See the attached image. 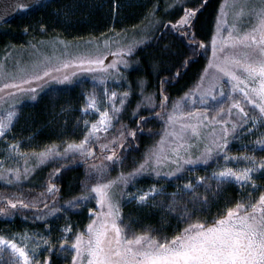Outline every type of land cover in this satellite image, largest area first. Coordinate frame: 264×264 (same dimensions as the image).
<instances>
[{"label":"snow or ice","instance_id":"snow-or-ice-1","mask_svg":"<svg viewBox=\"0 0 264 264\" xmlns=\"http://www.w3.org/2000/svg\"><path fill=\"white\" fill-rule=\"evenodd\" d=\"M33 2L41 4V0H33ZM30 6L25 0H15V10L25 11ZM229 10L235 11L230 12ZM199 11L200 9L185 8L184 14L175 24L169 22L164 25V28L168 29L170 26L181 35H187L181 30L192 26ZM155 12L154 7L146 17L148 22L141 30L142 38L132 39L123 44L120 41L112 42L118 45L117 51L111 53L116 57L112 63L105 65L103 58L82 60V65H89L82 68V71L104 73L106 74L104 79L112 73L120 76L118 66L122 64L128 68L129 63L125 57H130L139 45H143L148 39L147 33L161 23L155 18ZM229 15L232 17L231 22L228 19ZM225 31L226 36L223 34ZM195 45L193 35L189 46L193 48L194 56L199 54ZM211 45L212 57L208 68L205 69V75L200 77V83L196 88L185 93L181 101L173 105L171 112L167 111L168 97L164 95L163 87L167 83V78L161 80L159 102L161 110L155 112V117L164 120L165 130L161 139L144 154L143 160L133 171L127 174L121 172L115 179L105 183H96L90 189L85 184V194L73 197L66 202V210L78 211L82 205L95 198L100 210L89 209L93 218L86 226V232L77 233L69 248L67 237L72 232V226L70 224L65 226L61 229L63 238L58 249L48 238L41 237L35 247H30L29 241L32 238L27 233L17 234L20 243L17 242L16 235L12 238L0 235V256L7 252L10 257L9 264H52L50 257L53 253L74 250L72 264H264V192H261L258 198L254 196V192L262 185H258L253 178L256 173H264V159L257 163L255 156H230L228 154L230 138L238 139L242 134H253L260 131V128H264V0H224L217 16L216 33L212 37ZM110 46L106 42V47ZM205 47L203 43L199 44L200 49H205ZM188 62L185 61V64ZM63 67L67 68L68 64L65 63ZM209 68L215 69V74L209 80L208 86L204 87ZM55 71L58 72L59 69ZM71 75L75 76L77 73L74 72ZM179 75L180 73L177 72V76ZM48 77L50 73L45 71L42 76H34L33 80H45ZM71 82L69 75H64L62 78L51 76L50 79L45 80V85ZM100 82L103 83V79ZM30 84V80H21L20 84H5L4 89H15L13 92H8L6 96L12 98L30 93L33 94L31 98L35 100V93L38 89L22 86ZM43 86L41 85V88ZM143 87L144 81H140L143 98L133 115L138 114L143 105L150 108L156 106L153 95H143ZM236 93L242 94L243 100L258 110V115L249 116L245 108L241 106L240 100L235 99L234 94ZM105 95L108 96L107 89H105ZM129 96L128 91L119 95L112 92L108 96L110 109L105 108L104 111H100L97 107L96 94L94 92L88 94L86 106L81 111L87 114L89 110H95L99 112V119L90 127H88L89 122L85 120L84 124L88 127V131L84 139L79 143H69L63 153L59 152L57 145L46 146L43 150L30 154L21 153L19 143L10 144L9 148L21 157L30 155L36 158L40 164L50 159L66 158L69 153H80L82 156L91 157L94 155L93 151L86 148L89 141L93 137L99 140L97 135L99 132L109 131L113 126V121L118 119ZM190 97H198L199 104L204 109L202 112L185 113L182 111L184 103L188 102ZM116 99H119L120 107L116 106ZM4 100L5 96H0V103ZM221 100L230 101V103L225 106L220 103ZM195 103L196 101L193 100L191 106L194 107ZM233 109L237 110L238 122H233L231 119ZM212 111H215V115H210ZM225 114L227 119L223 118ZM16 116V111L12 109L8 110L6 115L0 116V137L5 136L10 130ZM148 119L149 117H140L137 130L128 131L126 125H121L119 137H114L107 144H101L102 152L110 151L111 153L105 156V160L111 165H122L126 157L118 155L115 150L117 141H121L119 146L123 150V141H126L128 137L135 139L137 132H142L139 124L146 123ZM250 120L252 127L246 128L245 125ZM217 126H219L218 130ZM209 127L212 129L210 139L203 131ZM193 140L195 143L192 142ZM201 143H203V150L199 155L194 156L193 149L199 150ZM257 148L264 151V132H260V137L253 142V151ZM221 155L225 162L242 160L250 166L242 169L224 167L219 171H214L210 177H197L195 183L189 179L183 185H177L176 191L172 193H166L163 185L157 187L155 184L147 191L138 190L135 193H127L128 202L136 201L138 206L146 205L149 200L155 201L157 196L171 197L167 203V210L176 212L179 208L178 220L180 223H186V227L171 239L163 235L159 237L151 235L150 233L156 229L150 226L140 233H135L131 224L124 223L121 216V204L114 198V190L120 185L126 189L145 174H154L157 178L169 180L177 179L185 171L194 170L200 163L207 165L214 157ZM107 168L108 165L103 163L91 165L93 171L87 174L88 178L92 179L93 176L103 178L107 174ZM165 168L169 170L163 171ZM6 171L12 172L16 181L21 179L19 169ZM60 171L61 168H58L52 175ZM28 172L29 169L25 167L24 175L26 176ZM3 178L0 175V179ZM208 180L216 182L215 188L206 183ZM7 183L11 184L13 181L8 180ZM228 183H235L241 187L250 184L252 191H249L246 197L242 196V199L237 201L233 207L218 210L212 222L209 223L205 215L212 206L208 193H211L214 200L220 195L223 185ZM201 186L204 187V195L198 192ZM58 191L54 184L49 183L48 193ZM121 192L123 198V189ZM0 202L6 204L5 207H0V215L4 216L11 215L10 210L30 207L23 199L8 198L7 194L0 195ZM160 203L163 206V201ZM44 209L48 216H55L62 211L56 207L48 210V204L44 205ZM193 217L196 219L193 220ZM36 219H45V217L37 216ZM130 232L131 235H129ZM41 246H44L49 254L42 261L37 258ZM0 264H3L2 260Z\"/></svg>","mask_w":264,"mask_h":264},{"label":"rangeland","instance_id":"rangeland-1","mask_svg":"<svg viewBox=\"0 0 264 264\" xmlns=\"http://www.w3.org/2000/svg\"><path fill=\"white\" fill-rule=\"evenodd\" d=\"M224 3V0H220L218 2V6L216 8V11L214 12L213 18H212V26L209 33V36L205 39L204 45L206 46L205 49L198 48V55L194 56L189 55L190 58H201V64L200 67H198L197 75L195 76V81L191 82L187 88V90H183V92L177 96L174 97L172 100L169 98L168 94L165 93L164 95L168 97L167 101V111L171 112L173 110V105L177 102L181 101V98L185 96V93H189L190 90L196 88L197 84L200 83V77L202 75H205V69L208 68L209 60L212 57V45L211 40L213 35L216 33V21L217 16L220 12L221 5ZM165 4H171V2H165ZM230 12L235 10H229ZM229 21L231 22V15L228 17ZM144 28L141 27L139 29L140 31ZM225 36L227 35V32L225 31L223 33ZM126 36H122L121 38L117 35H103L101 34L100 38H94L91 40H79V41H67L64 39H53V40H47L45 42H40L36 44H30L26 45L20 49H14L11 52H7L8 54L5 57L0 58V96H5V100L3 103H0V116L6 115V112L10 109L15 110L17 113L16 118H14V123L10 127V130L6 133L5 136L0 137V175H2L4 178L0 179L2 180L1 183H4V186L0 188V195L7 194V197L10 198H21L24 200L25 203H28L30 205V208L32 205H35L34 207H44L45 203L47 204L49 201L47 192H45V195L42 192H38L35 190H28L24 189L21 186H19V183H22L25 178L24 175V163H25V157H21L17 155L15 152H13L10 148V144L19 143L20 148L19 151L21 153H26L30 151L27 146H22V144L18 141H16L18 138L12 134L13 127L16 125V123L19 121V119L22 116V112L27 107L37 105L41 98L45 97L48 99H51V111L48 113L50 114H60L62 111L65 112L64 116L61 119L62 121L59 122V128H55L56 133H60L58 135H61L67 131L68 124L71 123L70 129L73 133L72 139H64L60 138L57 141H54L52 144H47L46 146L51 145H57L59 152L63 153L64 149L67 147L69 143H79L81 140L84 139L88 127L91 126L92 123L96 122L99 119V112H96L95 110H89L87 114H84L81 110L86 106V97L90 93H95L97 96L98 104L97 107L100 109V111H104L105 108L110 109V102L108 100V96L111 95L112 92H116L118 95L122 94L125 91L130 92V88L127 83V74L125 73L128 69L131 68L132 61L130 57H125V59L128 60L129 67L125 68L122 64L119 65V72L120 76H116L115 73H112L109 75L107 79H104V76L106 74L95 72V73H89L82 71V68L88 67L87 64H81V61H86L89 59H97V58H103L105 65H108L112 63L116 57L112 56L111 53L117 51L118 45L113 44V41H120L122 44L126 41L130 42L131 40H128V38L132 37L134 33H127ZM141 35L142 32H141ZM127 39H126V38ZM106 42L111 45L110 47H106ZM197 60V59H196ZM67 63L68 67L65 68L63 65ZM55 69H59V71H55ZM187 69V66L184 68ZM45 71H48L51 76H56L58 78H62L64 75H69L71 77L72 82L71 83H64V84H57V83H48L45 85V80L50 79V77L45 78V80H33L34 76L40 75L42 76ZM77 73V75L72 76V73ZM128 73V71H127ZM215 74V69L209 68L208 73L206 76V79L204 81L203 86L207 87L209 80L211 77ZM95 77V78H94ZM103 79V83L100 81ZM21 80H30V85H22L23 87H33L37 88L38 91L35 93L36 99L33 100L31 96L33 94H24V95H17L16 97L8 98L6 94L8 92H13L15 89L8 88L4 89L5 84H20ZM41 85H44L41 88ZM67 87V89H66ZM74 90L77 91V105H75L70 99L63 98L62 94L65 91ZM105 89H107L108 96L105 95ZM160 85L158 90V95L156 96V104H158V100L161 99V96L159 94L160 92ZM235 99L240 100L241 106L245 108V111L248 112L249 116H256L258 115V110L254 109L252 105L247 104L242 97V94L236 93ZM63 98L61 102V107H58L59 110L56 112V106L59 105L58 102L55 100L59 98ZM195 100V106H191L192 101ZM69 101V105L67 102ZM74 101V100H73ZM155 101V100H154ZM171 101V102H170ZM160 102V101H159ZM221 104H225L227 106L230 101L221 100ZM63 104H67V107H63ZM115 104L117 107H120L119 105V99L115 100ZM75 105V106H74ZM14 106V107H13ZM216 107H219V105H216ZM161 109L158 106L156 112H159ZM203 107L199 104L198 97H190L189 101L184 103V106L182 108V111L187 113L190 111H203ZM123 111V108L121 112ZM120 112V114H121ZM72 114L75 116L71 119ZM120 114L118 115V119L113 121V126L109 129L108 132H99L97 135L99 136V140H97L95 137H93L88 145L86 146L87 149H91L94 153L91 157H85L84 160L86 162L85 167V177L82 181L81 185V192L78 196L85 194L84 185L87 184L88 188L90 189L94 184L96 183H105L108 180H113L117 176L120 175V171H117L116 166L118 167L119 164L111 165L110 162H107L105 160V156L109 155L111 153H107L108 151L102 152L100 145L101 144H107L109 143L114 137H119V130L121 128V124L118 123V120L121 118ZM210 115H215V111H212ZM166 116L164 119L166 120ZM224 119H227V115L223 117ZM233 122L239 121V116L236 109H233V115L231 117ZM68 120L70 122L68 123ZM87 120L89 122L88 127L85 126L84 121ZM72 121V122H71ZM155 121L157 124H160V130L159 131H150V136H154L157 134L156 138H153V141L150 145V147L147 149V151L152 148L160 139L161 136L164 133L165 130V123L164 120L160 118H155ZM185 122H195V121H185ZM50 123V122H49ZM54 124H58L56 121ZM51 127V126H50ZM178 127V126H177ZM217 126V130H218ZM230 127V125H229ZM246 128L252 127L251 120L247 125H245ZM259 128V125H257ZM204 134L206 136H209L210 139V133L212 131L211 127H209L206 130H203ZM260 132H264V128H260V131L254 132L253 134H242L238 139H231L230 138V144L228 149V154L230 156H242V155H249V156H255L257 163H259L260 160L264 159V151L257 148L255 151H253V142L260 137ZM195 143V141H192ZM121 141H117V144L115 145V150L118 149ZM247 145V147H245ZM46 146H44L41 150H43ZM99 146V148H97ZM110 147H112L110 145ZM39 150V151H41ZM100 150V154H99ZM203 150V143L200 144L199 150L193 149L194 156L199 155L200 151ZM36 148L33 149V152H39ZM146 151V152H147ZM107 153V154H105ZM77 154V153H75ZM75 154L69 153L67 157L73 156ZM96 155H102L99 159H97ZM66 157V158H67ZM66 158H56V159H50V160H58L63 161ZM83 160V161H84ZM49 161V160H48ZM39 163V162H38ZM106 164L108 165L107 168V174L103 178H100L99 176H93L92 179L88 178V173L93 171L91 169V165L96 164ZM250 166L245 161H230L225 162L223 159V156L214 157L212 160L209 161L207 165L200 163L198 164L194 170L191 171H185L182 175H179V178L177 179H167V178H157L154 174H145L143 177H140L136 180L135 184L129 185L126 189L123 185H120V187L116 188L114 190V198L115 200L119 201L121 204V216L124 220L125 224H131L132 230L135 233H140L144 230H146L149 226L151 228L156 229V231L151 232L150 234L153 236H167L169 239L172 238V233L168 234L166 232V227L173 226L175 230H178V227H181L180 224L183 225L182 228L186 227V223H180L178 220V213L180 209L178 208L176 212H170L167 210V203L171 199L169 196H157L155 201L149 200L146 205L138 206L136 201L128 202L127 199V193H135L138 192V190L147 191L150 187H152L154 184L159 187L160 185L164 186V191L166 193H172L176 191L177 185H183L186 183L189 179L195 183L197 177H210L211 174L214 171H219L224 167H231L234 169H242L244 167ZM116 168V172L113 173V169ZM8 169H19L21 173V179L19 181L15 180V177L12 172H8L6 170ZM168 168L163 169V171H168ZM29 173V172H28ZM127 174V173H125ZM28 175V174H27ZM258 185H262L258 190L254 192V196L256 198L259 197V194L261 192H264V181H259L258 179H264V173H256L253 177ZM5 180V181H4ZM8 180H12L13 183L9 184L7 183ZM206 183L211 184L213 188H215L216 182L214 180H208ZM228 185L233 186H240L235 183H228L223 185L222 188ZM170 187V188H169ZM246 190L241 195V197L238 198V201L242 199V196L246 197L247 193L249 191H252L251 185H244L243 186ZM242 188V187H241ZM124 191V196L122 198V192ZM198 192L201 195L205 194L204 187L201 186L198 188ZM209 199L213 202V198L211 196V193H208ZM92 196L94 197L95 194L93 193ZM77 197V196H76ZM186 199V197H185ZM58 200H55L52 204H50L49 209L52 207L60 208L62 209L60 214H64L62 221L63 223L59 224L58 230L55 231V233L47 231L43 229L40 225V221H44L45 223H54V217L48 216L46 212H43L42 215H37L36 213H33V216H28L27 214H20L19 219L15 220V213L9 215L8 217L5 216L7 219L3 216V220H6L7 223L0 225V235L5 236L6 238H12L13 235H16L17 242L20 243L19 235L17 234H23L27 233L32 239L29 241L30 247H35L37 241L43 237L48 238L52 241V243L57 246L61 239L63 238V234L61 232V229H63L67 225L72 226V232L68 234V246L70 248L71 243L75 239V235L79 232H86V226L91 222V219L93 218L89 212V209H92L93 211H99V206L96 204L95 198L89 200L87 203L82 205L78 211H72V210H66V202L63 203V205L57 204ZM161 201H163V206H161ZM191 207V205H189ZM149 208V209H147ZM143 210L147 209V213L154 214L156 218V223L149 224L147 220H144L145 217H141L140 213L137 214V210ZM226 210V209H225ZM82 212V222L80 224L72 223L71 222V214ZM207 216V213H205ZM37 216H44L45 219H36ZM56 219V218H55ZM196 217H193V220H195ZM17 221V222H16ZM10 222V223H9ZM212 220L209 221L211 223ZM10 226H6V225ZM132 233L130 232L129 235ZM62 256H66V254L70 257L69 260L65 259V261L61 264H72V256L75 255L74 250H69L65 252H59ZM49 254L45 250L44 246H41L39 249V255L38 259L43 260L46 256ZM0 260L3 261V264H9L10 257L7 252H5L2 256H0Z\"/></svg>","mask_w":264,"mask_h":264},{"label":"trees","instance_id":"trees-1","mask_svg":"<svg viewBox=\"0 0 264 264\" xmlns=\"http://www.w3.org/2000/svg\"><path fill=\"white\" fill-rule=\"evenodd\" d=\"M204 1L41 0V4H35L25 11H19L8 23L0 25V58L5 57L14 49L53 39H64L67 41L91 40L100 38L101 34L106 36L112 34L121 38L126 36L125 34L132 32L134 35L128 40L140 39L143 35H141L142 31L139 29L148 22L146 17L155 7V18L161 23L147 33L148 39L146 42L143 45H139L130 56L133 63L131 68L127 70L128 73L127 71L125 72L130 88V96L123 107L118 123L126 125L128 131L137 130L140 117H149L146 123L139 124L142 132L138 131L135 139L128 137L126 141H123V150H121L120 146L116 150L118 155L126 157L122 165L116 166L117 171L129 173L143 160L144 154L150 147L153 138L157 136V134L150 136L149 132L160 130V124L155 121V112L160 101L158 100V104H156V96L158 95L161 80L167 78V83L163 87L171 100L179 96L183 90L186 91L189 84L195 81L201 58L196 60V58L188 57L193 54V48L189 46L190 41L194 35L197 50L199 44L204 43L209 36L212 18L220 0L208 1L204 9L197 13L192 26L181 30L186 32L187 35H181L180 32L171 29L170 26L165 29L164 25L169 24V22L175 24L184 14L185 8L197 9ZM165 2H171V4H165ZM185 61L189 62L185 64ZM186 66L187 69H184ZM177 72L180 73L179 76H177ZM174 80H177L176 83H173ZM140 81H144L143 95H153L156 106L155 108H150L147 105H143L138 114L133 115L137 105L143 98ZM66 89L62 94L63 98H68L77 105V91H66ZM63 98L55 100L59 103L56 106V112L59 110L58 107H61L63 102L60 103V101ZM50 100L43 97L38 101L37 105L24 109L21 118L13 127L12 134L18 138L16 141L20 142L22 146L28 147L30 150L28 154L32 153L33 149L36 148L39 151L47 144H52L60 138L72 139L71 123L68 124L65 133L58 135L60 133L55 132V128H59V122L62 121L61 119H63L65 112L63 113L62 111L59 115H49L48 113L51 111ZM67 104L69 105V101ZM67 104H63V107H67ZM74 117L72 114L71 119ZM55 121L58 124H54ZM69 122L70 120H68ZM107 153H110V151ZM98 157L100 158V156H97V159H99ZM84 158L85 156L77 153L63 161L49 160L40 164L36 158L30 155L26 156L24 168L27 167L29 173L25 177L21 176L25 180L19 183V186L24 189L42 192L45 195L49 183L54 184L59 191L56 193L47 192V201H49L47 204L50 206L55 200H58L57 204L63 205V203L78 196L81 192L82 181L86 175ZM58 168H61V171L56 175H52ZM116 168L113 169V173L116 172ZM1 181L0 188L4 186ZM259 181H264V179H258ZM245 190L244 187L233 185L222 188L220 195L212 202L211 209L207 212L208 221L216 216L218 210L233 207ZM226 201H229V203H226ZM5 206V203L0 202V207ZM147 209H139L137 214L140 213L141 217H145L144 220L154 225L157 220L154 214L147 213ZM11 211L15 213L13 214L16 217L15 220H20V214H27L30 217L33 216V213L42 215L43 212H46L44 207H29ZM80 213L82 212L71 214L72 223L80 224L82 222V214ZM3 216L0 215V225L7 223L6 220H3ZM64 216V214L57 213L53 216L54 223L40 221V225L43 229L55 233L59 224L63 223L62 219ZM6 226L10 225L7 224ZM180 226L178 227L179 231L182 230L180 228L183 225L180 224ZM165 229L168 234L171 232L172 235H176L179 232L173 226H168ZM59 246L60 243L55 247L58 249ZM69 258L67 254L62 256L61 253H53L50 257L52 264H61L65 259L69 260Z\"/></svg>","mask_w":264,"mask_h":264},{"label":"water","instance_id":"water-1","mask_svg":"<svg viewBox=\"0 0 264 264\" xmlns=\"http://www.w3.org/2000/svg\"><path fill=\"white\" fill-rule=\"evenodd\" d=\"M209 0H206L203 2V7L199 6L197 9H204V7L207 5ZM25 2L29 3L31 7L35 5L33 0H25ZM29 8V9H30ZM18 10H15V0H0V25L8 23L10 20L14 18V16L18 13ZM198 59V58H196ZM161 87V86H160Z\"/></svg>","mask_w":264,"mask_h":264},{"label":"flooded vegetation","instance_id":"flooded-vegetation-1","mask_svg":"<svg viewBox=\"0 0 264 264\" xmlns=\"http://www.w3.org/2000/svg\"><path fill=\"white\" fill-rule=\"evenodd\" d=\"M173 83H176V80H175V81H173Z\"/></svg>","mask_w":264,"mask_h":264}]
</instances>
